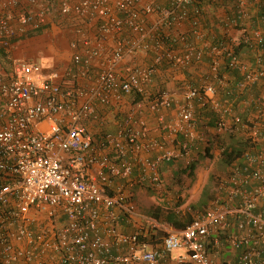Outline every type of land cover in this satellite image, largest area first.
<instances>
[{"label":"built area","instance_id":"2783aa9c","mask_svg":"<svg viewBox=\"0 0 264 264\" xmlns=\"http://www.w3.org/2000/svg\"><path fill=\"white\" fill-rule=\"evenodd\" d=\"M192 1L169 0L168 7L159 10L142 0H1L0 44L9 46L11 39L27 31L54 25L56 15L61 19H96L104 35L119 34L127 28L144 36L148 15L160 12L161 22L170 25L174 15L187 19L186 6ZM261 3L264 6V0ZM236 9L239 15L245 14L244 0L237 3ZM188 20L193 28L197 27V19ZM252 37L263 44L264 36L258 30ZM79 43L86 54L74 55L73 61L88 65L98 50L89 48L85 38ZM79 43L74 41L71 46L76 48ZM156 47L159 52L149 65L127 67L120 77L113 67L99 73L93 97L100 105L111 106L114 102L120 109L124 97L133 93H139L142 99L129 103L122 110L116 131L97 143L84 125L85 119L95 116V108L91 101L81 100L80 87L62 83L57 70L44 73L37 62L17 59L10 72L0 67V264H42L40 258L46 254L56 258V264H217L208 246L218 243L210 237L229 227V216L235 223L226 241L238 254L226 264H264V89L257 98L254 118L248 124L234 120V125L245 131L251 147L241 160L229 165V175L219 180L218 193L209 208L194 216L182 230L152 222L136 211L131 190L144 183L160 188V163L182 158L187 164L195 160L192 151L196 153L199 144H206L203 131L221 135L231 129L226 121L219 120L212 128L204 125L197 133L195 98L204 97L218 114L228 113L231 108L220 105L214 97V85L203 81L197 86L184 84L175 123H166L158 116L165 136L160 140L149 137L140 112L147 108L158 113L172 101L168 90L153 96L145 91L157 66L167 61L177 68L202 56V51L190 42L184 43L180 58L160 42ZM125 50L122 40H117L111 62L121 61ZM225 50L221 44L212 46L210 53L216 56ZM231 62L242 71L248 70V65L236 56ZM215 69L213 63L212 73ZM258 77H264V68L249 69L246 82L252 83ZM178 134L183 140L175 143L173 138ZM107 148L112 152L110 162L97 157ZM151 150L158 152L154 160L139 159L142 152ZM95 164L99 169L92 173ZM115 180L124 184L111 193ZM59 213L65 221L54 227L53 218ZM39 214L47 215L43 223L37 219ZM121 217L144 220L148 228H159L160 233H124L118 227ZM101 221L105 225L103 234L98 230Z\"/></svg>","mask_w":264,"mask_h":264},{"label":"crops","instance_id":"0c3cea01","mask_svg":"<svg viewBox=\"0 0 264 264\" xmlns=\"http://www.w3.org/2000/svg\"><path fill=\"white\" fill-rule=\"evenodd\" d=\"M168 1L169 0H142V3H151L160 10L168 7ZM233 1H236L237 5L240 0H232V4ZM244 7L248 13L252 15L253 12L254 14L255 11L252 9L250 0H244ZM248 9H250V11ZM204 13L206 14L203 18L204 22L202 23L201 21H198V25L195 28L191 26L190 20L184 18L180 19L175 15L172 17L173 24L169 25L171 26L169 30L172 31L174 36H176V34L189 33L190 43L194 44L198 49L203 51V58L200 63V67L197 70L193 69L192 79L194 78L193 81L195 85H199L203 81H209V77L207 76V73H209V64L216 63V65H218V63H220V59L217 55L215 56L208 52L211 39L218 37L219 39L223 38L233 42L241 39L245 36V34L252 37L253 32L256 31L248 18L243 19V21L237 24L234 19L227 17V13L224 8H218L216 10L206 9ZM156 14V12H153L146 18V33L144 36H140L127 28L123 29L119 34L104 35L99 32V22L96 19H85L86 24L90 26V31L93 32L94 35L92 41L89 39V48L98 50V55L93 57L88 65L75 63L73 61L74 55L85 56L86 54L83 46L79 43V40L85 37L81 36L78 30L80 27L85 28L87 25L82 24V26H80L76 21H72L70 26H67L68 29H65L64 27V30L57 29V27L52 24L50 31L48 32L32 36H27L25 35L26 33L19 35L11 46V56L13 62L17 59H21L39 63L44 73H49L51 71L48 69L52 63L56 62V65H58V63H62L60 68L62 70H57L60 73V81L69 87L73 83L76 84L77 87H80L83 91L81 100L91 101L95 108V116L85 119L84 125L94 135L95 141L98 142V140H96L97 137L100 139L103 134L114 133L116 131L118 121L124 113L122 110L128 108L132 99L130 95L125 96L123 99L125 104L120 109L115 106L114 102H111V104H113L111 106L100 105L93 97V92L95 91L98 83L97 77L100 72L107 68L113 67L116 76L120 77L127 67L146 66L152 62L151 60H153L160 49L156 47L157 41L154 40L153 35L157 32L158 28L168 26L165 22H161L162 17H159V15ZM68 20L69 18H66V21ZM67 30H71L72 32L65 34V31ZM194 30L196 32H193ZM117 40H122L125 44L126 50L123 59L113 64L111 62V56ZM74 41L79 43L76 48L71 46V43ZM55 49L58 51L56 52ZM171 52L175 55L180 51L176 50ZM185 69L186 68L177 69L169 67L162 72L157 71V73L154 74L151 83L148 84L147 89L145 90L146 93L149 94L152 92L155 87L159 86V84L161 86L164 85L166 90L172 93L171 105L172 108H174L180 100H183V95H180L179 91L181 84L183 83L182 80H185V74H183V70ZM210 70L212 74V65H210ZM261 91L262 88L258 90V93L261 94ZM259 94H257V98ZM171 110L172 109H162L160 112L154 113L149 111L147 108H144L140 112L139 115L143 117L149 128L150 138H156L158 140L164 138L165 131L160 128L158 116H161L166 123H175L177 116L175 115L174 117L173 112H170ZM196 131L197 133H201V127L197 126ZM178 136H180V134H178ZM176 137L177 136L173 138L175 143H177ZM167 144L168 147L172 148V146H170L172 145L171 142H167ZM111 155V150L107 148L100 150L97 157L101 161L105 160L110 162ZM157 155L158 152L156 150H151L148 152H142L139 159H141V161H151L154 160ZM192 157L197 161V157L193 152ZM185 161L179 158L174 161L172 160L160 163L158 172L161 178L162 186L158 189L153 188L148 183H144L141 186H134L131 190L132 200L136 211L139 214L148 217L150 221L152 220V222L165 223L167 226L172 228L165 219L168 212L173 211L178 214L179 211L184 210L189 204H196L202 199L205 181H203L199 176L201 174L199 168L194 169L193 175L189 178L190 182L181 185L183 181L181 177L187 175L184 173V169L187 165ZM98 169V165L95 164L91 167L90 171L92 173H96ZM123 184L124 182L122 180H115L111 186V193L122 189ZM179 201H183V203L179 207H176L175 205ZM211 205L212 204H209L208 208ZM114 212L117 215H121L117 209H114ZM153 214L158 218H155ZM197 214L198 213L194 214V216ZM37 219L43 223L45 219H47V215L39 214ZM64 221L65 217L59 213L53 218V226L59 227L64 223ZM227 221L230 225L226 230L219 231L210 237L212 242L218 243L215 245L216 249L214 251L209 250L212 259L217 264L231 263L235 260L238 254L237 251H234L226 241L229 232L234 228L233 224L235 223V219L233 216H229ZM118 227L124 233H132L136 230L153 232L156 234L160 233L159 228H148L146 221L140 220L136 217L132 219L121 217L118 221ZM104 229L105 225L101 221L99 223L98 230L101 234H103ZM222 236H225L224 240L228 244L226 247L223 246V241H221ZM40 259L42 264H56V258L52 259L51 255L48 254L42 256ZM19 264L26 263L20 262Z\"/></svg>","mask_w":264,"mask_h":264},{"label":"trees","instance_id":"16d2710c","mask_svg":"<svg viewBox=\"0 0 264 264\" xmlns=\"http://www.w3.org/2000/svg\"><path fill=\"white\" fill-rule=\"evenodd\" d=\"M231 2L232 0H193L188 6H186L187 19H197V21H201L203 23V18L204 16H206V14L204 13L206 9L216 10L218 8H224L225 12L227 13V17H229L230 19H234L237 24L243 21V19L248 18L250 23L254 26V30H258L264 36V6L262 5L261 0H250L252 9H254L255 11L254 14L252 12V15L248 13L247 10H245L244 15H239L236 9V1H233V4ZM51 8L53 9V15H56L55 3H52ZM248 10L250 11V9ZM53 18L55 21H57L58 19L59 21H66V18L61 19L57 15L55 17L53 16ZM170 27L171 26L168 25L158 28L157 32H155L153 35L154 40L160 42L166 50L180 51L175 54L178 58H180L184 53V43L190 42V36L188 35L189 33L176 34V36H174L172 31L169 30ZM50 28L51 25L47 24L46 26H43L39 29L27 31L25 35H38L43 32L50 31ZM16 39L17 38L11 39L9 41L11 45L9 46L0 44V67L6 72L11 71L12 69L13 59L10 49ZM221 44L225 46L227 50L217 55L220 59V63L216 65L215 72H213L212 74L210 65L213 64H209V73H207V76L209 77V82L214 85L215 100L220 105H230V112L218 114L217 112L212 110L209 101H206V99L201 96L194 99V118L197 125L204 124L210 128H212L219 120H223L228 123L231 129L224 132V135L212 132V135L210 134L206 139V146L203 150V155L205 157L212 158L213 155L211 154V150L216 148L219 151L220 155L219 161L226 166V169H228L229 165H231L232 162L241 160L243 153L249 150L251 147L246 136L241 135H245V131L241 130L242 128H240V126L237 127L236 124L234 125V120L235 118H238L243 123L248 124L249 120H252L258 111L257 94H259L258 90L260 88H262V90L264 89V77H258L252 83H247L246 78L249 69L264 68V42L263 44L259 45L253 40V37L248 34H245V36H243L241 39L233 42L225 40L223 38L219 39L218 37H215L210 40L208 52L210 53V48L212 46H219ZM233 56H236L244 62L246 61L245 63L248 65V70L242 71L234 64H232L231 57ZM202 58L203 51L202 56L199 60L192 59L187 64L177 67V69L186 68L185 70H183V74H185V82H183L181 86H184L185 83L195 85L193 81L194 78L192 79L193 69L197 70L200 67ZM170 66L171 65L169 62L163 61L157 66V70L162 72L168 69ZM239 85L243 86H241L240 88ZM163 90H166L165 86H161L159 84V86L155 87L154 90L149 94L153 96L156 92H160ZM130 97L133 102H137L142 99V96L139 93H133L130 95ZM170 106L172 105L170 104ZM170 106L167 107V109H164H172V107ZM106 134H103L100 139L97 137L96 140H98V142L102 141ZM176 138L177 142L182 141L183 135L180 134V136H177ZM200 152L201 151L197 150L196 153H193L194 155H196ZM195 168L196 160H192L187 163L184 169V173H186L188 177H191ZM228 175L229 174H227V176ZM206 195L207 189H203L202 199L199 202H197L196 204H189L184 210L179 211L178 214L174 213L173 211L168 212L165 218L166 221L175 230L184 229L187 225L190 224L194 217V214H199L205 211L204 208L207 206V199L205 198ZM182 203L183 201H179L175 206L179 207ZM153 216L155 218H158L154 214ZM153 236L154 235H152V238H154ZM224 238L225 236H222L221 241H223V246L226 247L228 246V244L225 242ZM208 247H211L210 251H214L216 249V246H214L213 243H210Z\"/></svg>","mask_w":264,"mask_h":264},{"label":"rangeland","instance_id":"374dc122","mask_svg":"<svg viewBox=\"0 0 264 264\" xmlns=\"http://www.w3.org/2000/svg\"><path fill=\"white\" fill-rule=\"evenodd\" d=\"M157 14L159 15V17H161V15L159 13H157ZM72 21L78 22L80 26H82V24L83 25H87L86 24V21L84 19L77 18V19H69L68 21H63V20L62 21L61 20L59 21V19H58L56 21V23L54 24V26L57 27V29H61V30H64V26H65V29H68L67 26H70V23H72ZM176 23H177V21H176ZM71 32H72L71 30H67V31H65V34L71 33ZM78 32H80V35L81 36L85 37L86 41L89 42V39H91V41L93 40V36L94 35H93V32L90 31V26L89 25H87L85 28L80 27V29L78 30ZM55 51L57 52L58 50L55 49ZM55 63H52L50 65V67L48 69L49 71L50 70L51 71H54V70H62V69H60L61 66H62V63L61 64L58 63V65H56ZM182 82H185V81L183 80ZM179 93H180V95L181 94L183 95V86H181ZM182 98H183V96H182ZM182 101L183 100H180L176 105L178 106V105L182 104ZM177 106H175L174 108H172V110L170 111V112H173V114H174L173 116L174 117L176 115V108H177ZM198 126L202 128L204 126V124H198ZM41 127L44 128V126H41ZM202 130H203V128H202ZM203 134L207 138L209 137L210 134L212 135L211 132L206 131V130L203 131ZM241 135L242 136H245L243 134H241ZM205 146H206V144H203V143L202 144H199L198 145V150L201 151V152L200 153H197L195 155L197 157L196 168H199L200 169V172H201V174L199 176L201 177V179L203 181H205V186H204L203 189H207V195L205 196V198L207 199L206 200L207 201V206L204 209H206L209 204H212V201L215 199V196L218 193L217 186H216L217 185V182H219L220 179L225 178L227 176V174H228V170L226 169V166L223 165L219 161V158H220L219 151L216 148H214L213 150H211V154L213 155V157L212 158L205 157L203 155L204 154L203 150H204V147ZM189 178L190 177H188L187 175L186 176H182L181 179L183 181H182L181 185H184L185 183L190 182L189 181ZM192 182H193V180H192Z\"/></svg>","mask_w":264,"mask_h":264}]
</instances>
